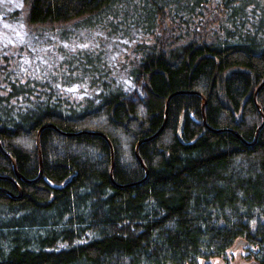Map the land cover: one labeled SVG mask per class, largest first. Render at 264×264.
Listing matches in <instances>:
<instances>
[{
	"label": "trees",
	"instance_id": "1",
	"mask_svg": "<svg viewBox=\"0 0 264 264\" xmlns=\"http://www.w3.org/2000/svg\"><path fill=\"white\" fill-rule=\"evenodd\" d=\"M10 17L32 38L0 49V264H198L241 238L264 264V0Z\"/></svg>",
	"mask_w": 264,
	"mask_h": 264
},
{
	"label": "rangeland",
	"instance_id": "2",
	"mask_svg": "<svg viewBox=\"0 0 264 264\" xmlns=\"http://www.w3.org/2000/svg\"><path fill=\"white\" fill-rule=\"evenodd\" d=\"M22 7V0H0V49L16 48L26 43L30 44L31 36L19 19L10 17L11 14ZM110 50V58H116L123 50L121 45H106ZM75 90V89H71ZM127 98L137 101L142 95L140 83L128 84L125 87ZM251 246L244 239H237L234 244L227 249L223 257H212L206 260H199L198 264H258L248 256Z\"/></svg>",
	"mask_w": 264,
	"mask_h": 264
},
{
	"label": "water",
	"instance_id": "3",
	"mask_svg": "<svg viewBox=\"0 0 264 264\" xmlns=\"http://www.w3.org/2000/svg\"><path fill=\"white\" fill-rule=\"evenodd\" d=\"M263 84H264V79H263L262 83L260 84V86L257 88L256 91H258V90L262 87ZM254 102H255L256 106L258 107V104H257L256 101H255V98H254ZM203 104H204V101H203ZM258 108H259V107H258ZM259 110H260V109H259ZM263 124H264V118H263V122H262V124L260 125V127H259V128L257 129V131H256L255 138L257 137V134H258L260 128L263 126ZM46 126H51V125H46ZM41 129H42V127L39 129L38 134H37V142H36L37 148H38V137H39V133H40V130H41ZM236 135L239 136L238 134H236ZM137 146H138V145H137ZM136 157L139 159V162L142 163L141 160H140V158H139V156H138L137 149H136ZM12 162H13V161H12ZM40 175H41V166H40V173H39L38 177H37L36 179H34V180H30V181L27 180V181H28V182H33V181L37 180V179L39 178Z\"/></svg>",
	"mask_w": 264,
	"mask_h": 264
}]
</instances>
